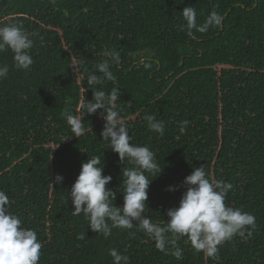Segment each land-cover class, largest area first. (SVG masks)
<instances>
[{
    "label": "trees",
    "instance_id": "obj_1",
    "mask_svg": "<svg viewBox=\"0 0 264 264\" xmlns=\"http://www.w3.org/2000/svg\"><path fill=\"white\" fill-rule=\"evenodd\" d=\"M187 6L200 24L217 11L222 26L189 37L181 30ZM8 22L21 23L35 44L27 72L12 67L11 51L0 53V65L10 68L0 81V190L22 226L37 232L38 264H113L110 248L129 264H217L186 237L176 260L135 228L104 239L83 214L72 215L66 196L84 161L100 157L121 207L122 169L132 166L102 140V109L83 118L88 131L80 138L64 115H79L80 102L93 99L87 72L97 71L106 50L120 59L111 63L116 82L103 90L119 88L130 143L149 147L162 167L148 189L146 216L165 223L186 191L185 177L204 166L212 179L233 184L226 205L256 217L251 238L220 247L219 264H264V0H0V24ZM74 61H83L78 71ZM147 115L165 122L163 137L149 130ZM183 120L189 124L181 133Z\"/></svg>",
    "mask_w": 264,
    "mask_h": 264
},
{
    "label": "clouds",
    "instance_id": "obj_2",
    "mask_svg": "<svg viewBox=\"0 0 264 264\" xmlns=\"http://www.w3.org/2000/svg\"><path fill=\"white\" fill-rule=\"evenodd\" d=\"M55 2V0H53ZM185 23L181 30L194 38V30L204 33L210 27L220 28L223 15L213 10L203 24L197 21V11L187 6L182 10ZM34 34L28 32L21 23L8 22L0 24V53L11 51L13 65L16 70L27 72L34 63L31 50L34 47ZM102 60L95 67L96 72H87L88 88L93 92V99L82 100L79 104V115L66 112L65 118L73 136L80 138L86 129L83 118L97 113L102 109L105 124L101 132L102 140L108 142L109 148L118 154L121 163L128 161L131 167L122 169L121 184L117 191L123 193V205L116 206L117 192L107 188L112 177L103 174V164L100 157L87 159L81 165V170L71 187L66 200H71L73 216L83 214L87 225L97 235L108 239L113 229L128 231L135 228L142 232L156 250L171 255L176 260L183 259V249L178 241L187 238L195 252H202L219 264L220 247L234 237L251 238L255 231L256 217L241 208L226 205V195L233 189L231 182L212 179L204 166L194 168L185 177L183 193L178 206L167 210L169 218L165 223H154L146 216L148 189L152 180L162 172V167L156 158V153L147 146L133 143L126 122L121 118L117 106L119 88L113 87L110 92L103 90L106 82H116V76L111 71V63L119 61V55L114 51H105ZM83 61H74L71 65L78 71V65ZM144 67L150 68L149 63ZM10 68L0 65V81L8 78ZM144 119L150 131L163 137L165 122L155 115H147ZM189 121L180 122V132L183 133ZM150 174V177L149 175ZM63 177L56 175L55 183L61 184ZM52 186V183H50ZM169 190L175 191L173 187ZM11 201L5 191L0 190V264H38L42 252V243L34 229L22 226V220L9 211ZM169 233L171 235H169ZM247 233V237H245ZM129 235H135L129 231ZM79 239H85L81 235ZM113 264H129V257L116 248L108 250Z\"/></svg>",
    "mask_w": 264,
    "mask_h": 264
}]
</instances>
